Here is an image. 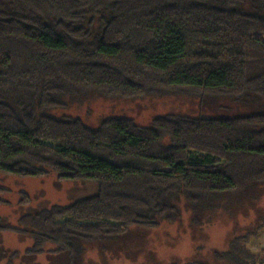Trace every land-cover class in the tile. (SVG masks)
<instances>
[{
    "label": "trees",
    "instance_id": "16d2710c",
    "mask_svg": "<svg viewBox=\"0 0 264 264\" xmlns=\"http://www.w3.org/2000/svg\"><path fill=\"white\" fill-rule=\"evenodd\" d=\"M169 95L264 104V0H0V172L98 184L0 224L35 241L13 256L52 242L78 264L86 243L173 222L185 203L217 208L264 182V110L168 112L148 125L111 116L97 127L57 112L95 97ZM9 191L0 185V204ZM243 239L229 252L236 264L252 255Z\"/></svg>",
    "mask_w": 264,
    "mask_h": 264
},
{
    "label": "rangeland",
    "instance_id": "374dc122",
    "mask_svg": "<svg viewBox=\"0 0 264 264\" xmlns=\"http://www.w3.org/2000/svg\"><path fill=\"white\" fill-rule=\"evenodd\" d=\"M260 110H264L261 102H242L231 96L209 100L203 106L196 96L169 95L95 97L57 112L79 115L97 127L102 119L111 116H129L148 125L157 114L168 112L222 117ZM0 185L10 190L3 196L10 203L0 204V224L13 226L24 214L55 204L70 205L98 190L96 181L60 180L54 171L42 176L0 172ZM23 193H27L28 202L21 204ZM262 222L263 228L255 235L253 229ZM246 234L249 236L245 239ZM237 237L244 238L242 245L251 251L249 262L255 256H264V182L254 185L245 195L224 196L217 208L196 213L185 203L180 217L173 222L164 221L153 229L134 226L118 239L86 243L78 264H236L238 258L229 252ZM34 243L24 233L0 230V264H69L68 252L49 251L57 247L52 242L45 243L43 253L13 256L14 251L24 252ZM1 250L7 252L5 257L1 258Z\"/></svg>",
    "mask_w": 264,
    "mask_h": 264
},
{
    "label": "flooded vegetation",
    "instance_id": "af4514ba",
    "mask_svg": "<svg viewBox=\"0 0 264 264\" xmlns=\"http://www.w3.org/2000/svg\"><path fill=\"white\" fill-rule=\"evenodd\" d=\"M246 264H264V256H255L252 258L251 262L248 259L244 260Z\"/></svg>",
    "mask_w": 264,
    "mask_h": 264
}]
</instances>
